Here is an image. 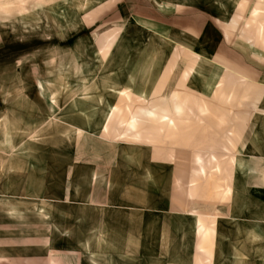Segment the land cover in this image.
Returning <instances> with one entry per match:
<instances>
[{"label":"rangeland","instance_id":"1","mask_svg":"<svg viewBox=\"0 0 264 264\" xmlns=\"http://www.w3.org/2000/svg\"><path fill=\"white\" fill-rule=\"evenodd\" d=\"M175 1L0 0L26 14L0 12V91L14 96L0 112L16 126L17 168L41 154L101 176L122 156L147 180V161L160 189L189 190L207 215L246 183L236 174L264 172V0ZM103 85L129 94L106 96L118 107L106 121L91 98Z\"/></svg>","mask_w":264,"mask_h":264},{"label":"crops","instance_id":"2","mask_svg":"<svg viewBox=\"0 0 264 264\" xmlns=\"http://www.w3.org/2000/svg\"><path fill=\"white\" fill-rule=\"evenodd\" d=\"M12 4H0V12L26 15L22 4ZM103 87L104 96L91 98L103 104L106 121L107 105L108 118L118 108L106 96L129 94ZM12 100L0 91V105ZM15 132L9 109L0 112V264H264V188H250L252 174L264 185V172L248 167L236 174L246 183L234 184L228 204L218 201L207 215L189 190L160 189L158 165L147 161V180L140 165L128 167L122 156L119 172L101 176L90 167L64 171L62 157L55 163L41 154L25 156L17 168Z\"/></svg>","mask_w":264,"mask_h":264}]
</instances>
